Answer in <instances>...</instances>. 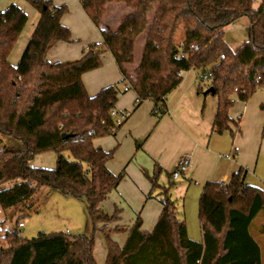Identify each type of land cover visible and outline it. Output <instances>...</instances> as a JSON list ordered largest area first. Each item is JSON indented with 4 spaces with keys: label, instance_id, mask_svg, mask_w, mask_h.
I'll return each mask as SVG.
<instances>
[{
    "label": "trees",
    "instance_id": "trees-1",
    "mask_svg": "<svg viewBox=\"0 0 264 264\" xmlns=\"http://www.w3.org/2000/svg\"><path fill=\"white\" fill-rule=\"evenodd\" d=\"M28 1L39 16L16 65L9 62V55L27 15L15 3L0 11V136L14 143L0 148V185L10 182L0 188L2 209L24 202L45 186L65 197L84 199L94 228L116 219L118 212L110 217L100 203L115 190L124 171L112 173L107 165L115 148L104 150L93 140L113 135L122 124L110 114L118 88L111 84L89 96L81 80L83 73L102 64L106 52H111L122 74L120 82H128L138 101L153 100L152 112L158 118L166 113L165 97L181 82L182 72L208 70L217 99L212 123L216 133L229 130L233 136L239 129L238 121L234 130L229 125L233 96L245 102L256 89H264V0L255 8L254 0H114L131 12L116 28L100 30L102 41L88 44L79 59L63 62L47 60L46 53L58 42L73 41L61 22L68 7L55 6L52 0ZM78 1L98 27L106 4L113 0ZM240 17L249 19L248 38L233 50L224 40L223 28ZM178 31L183 33L179 41ZM143 32V53L132 77L125 65L133 62L134 43ZM259 108L264 112V102ZM63 133L72 135L63 138ZM49 151L56 155L55 167L30 164L37 153ZM244 173L239 167L227 182L209 180L202 186L199 241L187 235L185 220L171 197L173 182L159 185L158 171L149 176L151 190H160L157 222L151 231H144L137 215L122 246L102 226L107 264H264L250 233L256 215L264 210L263 194L260 187L244 182ZM3 239L0 264H97L90 236L55 231L29 239L16 227Z\"/></svg>",
    "mask_w": 264,
    "mask_h": 264
},
{
    "label": "crops",
    "instance_id": "crops-1",
    "mask_svg": "<svg viewBox=\"0 0 264 264\" xmlns=\"http://www.w3.org/2000/svg\"><path fill=\"white\" fill-rule=\"evenodd\" d=\"M56 1H62L61 4H65L69 8L71 7L70 10L73 9V18H63L66 16L68 8L67 12L62 16L61 22L70 29L71 36L75 39L81 38V42L78 45H72L64 41L58 42L47 50L46 58L51 62L79 59L88 44L94 41L100 43L102 40H99L100 38L97 37L96 32L92 28V22L88 19L78 0ZM127 11L128 7L123 6L120 11L117 10L113 15L103 17L100 25L96 26L97 31L99 30L100 33V30L109 26L116 28ZM37 19L31 23L32 30L36 25ZM78 26L83 28L82 33L80 30H75ZM246 27L248 30L249 19ZM30 34L31 32H27L21 40L19 38L20 33L16 46L9 55V62L12 65H16L19 60ZM145 34V32L141 33L135 40L134 60L132 63L125 65L127 73L132 77L134 76V70L138 67L141 60ZM198 74L199 71L195 69H188V71L182 72L181 82L165 97L166 113L159 116V118L152 112L155 106L153 100L144 99L143 101H138L135 92L131 89L128 82L121 84L122 74L116 66L111 52L104 54L102 64L99 67L87 71L81 76L82 83L89 96L95 95L101 88L110 86L111 84L117 85V101L114 110L117 114L125 115L126 118L124 117L122 124L113 135L95 138L93 145L96 147L100 146L104 150L115 148L113 158L107 165L109 170L115 173L119 166L125 164L122 170L126 169L127 173H124L123 181H129L134 184L135 191L139 196L137 197L142 200L144 198V205L151 198V196L149 197V193L152 191L149 176H153L157 171V183L159 185L167 184L168 180L173 182L171 197L176 201L189 193L192 202H194L206 182L209 180L220 183L227 182L239 167L245 171L244 182L254 186L248 181L247 175L249 174L250 165L248 159L244 158L243 155L246 148H242L240 151L234 148L233 136L230 134L229 137L227 134L229 130H224L222 133L213 131L212 123L217 111V99L210 91L205 92L210 87L209 80L200 81ZM260 101L258 108L259 104L264 102V97ZM259 110L261 117L257 118L256 123L258 125L257 142L254 143L253 141L251 147L252 154H254V151H257L256 155H258V158L261 149H263L264 153V139L261 137L264 125V112L260 108ZM229 117L231 119L229 125L233 130L234 122L238 121L239 124L241 116L237 118L238 120L233 119L230 115ZM239 138H242V134L239 135ZM254 146H258L259 148L257 147L256 149ZM236 151H239L237 155ZM184 154H191L192 164L185 174L174 180L171 177V172L177 161ZM257 164L258 160L254 164L253 172L256 171ZM163 173L167 177H164ZM154 193L157 194L158 190L154 191ZM154 199L157 200V198ZM184 202H179L178 205L179 209L183 206L186 212L188 210L186 198H184ZM192 202L189 203L191 206L193 205ZM161 209L162 205L157 202V204H149V208L145 212H142V227L144 225L147 227L145 231H148L149 228L156 224ZM140 212L137 214L139 217ZM124 238L120 246L125 243L127 239L126 235ZM256 241L261 248L262 257L264 248H262L258 240Z\"/></svg>",
    "mask_w": 264,
    "mask_h": 264
},
{
    "label": "rangeland",
    "instance_id": "rangeland-1",
    "mask_svg": "<svg viewBox=\"0 0 264 264\" xmlns=\"http://www.w3.org/2000/svg\"><path fill=\"white\" fill-rule=\"evenodd\" d=\"M259 2L260 0H254L253 7H257ZM14 3L18 5L21 9H23L27 15V20L25 23L26 25L19 37L22 40L23 36H25L27 32H31V23L36 18H38L39 15L38 11L31 5V3H29L28 0H0V11L4 10V8L9 4ZM61 3L62 1L52 0V4L55 6L60 5ZM106 5L107 6L105 13L100 20L101 22L103 17L113 15L115 12H117V10L120 11L123 6L128 7L126 4L114 0L108 2V4ZM69 10L65 14L66 16L63 17L64 19H66L65 17H69V19L71 17L73 18V9H71L70 11ZM129 12H131V8L128 7V11L125 14ZM152 16L153 11L147 13V19H149V21L152 20ZM247 23V17H240L239 19L235 20L233 24H230L223 28L224 40L226 41L228 46L231 47L233 50L236 49L243 41L247 40ZM76 28L77 29L75 30H80L81 33L83 32V28L81 26H78ZM92 28L96 32L97 37L100 38L99 40H102L99 30L97 31V28L94 24L92 25ZM181 37H183V33L178 31L176 40L179 41ZM80 39L81 38L79 37L77 39L73 38V41L69 43L72 45H78L81 42ZM121 84L124 83L121 82ZM263 97L264 89H256L253 92L252 96L247 100V102L241 101L237 97H234V102L229 108V115L235 120H237V118L241 116L239 118V129L234 130L235 126H233L234 148H236L237 150L239 149V151L242 148H246V150H244L243 152V155L244 158L246 157L248 159V163L250 165L249 174L247 175L248 181L254 186H258L261 188L264 200L263 149L260 150L259 158L258 155H256L257 151H254V154H252L253 152L251 151L253 141L254 143L257 142L256 134L258 125L256 123L257 118L261 117V112L258 108V103L261 102L260 100ZM227 134L230 137L229 131L227 132ZM241 134L242 138H239V135ZM10 144H14L12 140L5 136H0V148L4 145ZM258 146L254 147L257 149ZM239 151L235 152L236 155ZM65 156L68 157V159L72 160V156L68 152L65 153ZM55 159L56 155L53 151L41 152L37 153L33 157V159L30 160V164L34 167L37 166L41 168L52 169V167H55L56 165ZM257 160L258 164L257 166L255 165L256 171L253 172L254 164H256ZM124 166L125 164L119 166L118 170L115 173L121 171ZM124 173H127L126 169L124 170ZM163 174L165 175L164 177H167L165 173ZM122 181L123 179L117 185L116 189L112 191V193H110V195L100 203V208H102L103 211L107 213L110 217L116 214V212H118L115 215L116 219H112L110 222H107V224H97L95 228L94 225L91 223L88 214V208H86V202L84 199L75 198L71 196L65 197L54 190H49L45 186L38 187L36 191L32 194V196L24 202L17 203L11 207H8L7 209H2L0 207V244H6L5 240L3 239L4 234L16 227L18 228L19 232L23 237L25 236L29 239L36 237L40 232L53 233L55 231H61L71 236H90L92 237V239H94L92 255H94L97 264H107V245L101 227L106 225L105 231H111V238H113L116 243L121 245V243H123L125 239V235H127V231L131 228L137 214H139V212L141 211L140 218L142 219V212H145L146 209L149 208V204L153 205L159 202L157 201L160 194V191L158 189L151 191V198H149L147 200L146 205H144V198L143 200L138 198L139 196L135 191L134 184L129 181ZM9 184L10 182L3 183L2 185H0V188L6 187ZM156 190H158L157 194L154 193V191ZM200 193L194 200V202H192V198L189 193L188 195H183L181 198H179L178 201L174 199L178 208L180 218L185 220L187 235L190 239L194 241H199L201 239L200 220L198 219V198L200 196ZM154 198H157V200ZM184 198H186V204L188 205V210L186 212L183 206L179 209L178 205V203L182 201L183 203H185ZM191 202L193 204V207L191 206V204H189ZM20 222L22 223V226L19 227L18 223ZM117 226L122 227L124 230L115 231L114 228ZM153 227L154 226L149 228L148 231H151ZM142 229H144L145 231L147 230V227H145L144 225ZM250 233H252L253 237H255V239L258 240L262 245V248H264V210L260 211L256 215V218L250 226ZM261 258L262 262H264V251L263 256Z\"/></svg>",
    "mask_w": 264,
    "mask_h": 264
},
{
    "label": "built area",
    "instance_id": "built-area-1",
    "mask_svg": "<svg viewBox=\"0 0 264 264\" xmlns=\"http://www.w3.org/2000/svg\"><path fill=\"white\" fill-rule=\"evenodd\" d=\"M223 55H221V58ZM210 76V72L208 70H204L203 72H199L198 74V79L202 82L208 81ZM115 117L116 123H120L123 121L125 115L123 114H117V112L112 109L110 112ZM192 164V157L191 154H184L183 156L180 157V159L177 161L173 171L171 172V177L172 179L176 180L177 178L181 177L182 174H185L189 167ZM18 226H22V223H18Z\"/></svg>",
    "mask_w": 264,
    "mask_h": 264
},
{
    "label": "water",
    "instance_id": "water-1",
    "mask_svg": "<svg viewBox=\"0 0 264 264\" xmlns=\"http://www.w3.org/2000/svg\"><path fill=\"white\" fill-rule=\"evenodd\" d=\"M207 91H210L211 93H213V88L212 87H209L205 92H207ZM205 94V93H204ZM72 134L71 133H63L62 134V137L63 138H66V136H71Z\"/></svg>",
    "mask_w": 264,
    "mask_h": 264
}]
</instances>
